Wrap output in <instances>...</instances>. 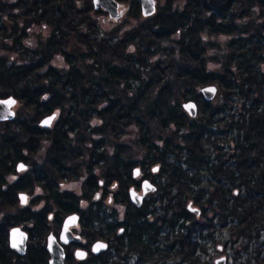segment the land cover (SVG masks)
<instances>
[{
    "label": "trees",
    "instance_id": "obj_1",
    "mask_svg": "<svg viewBox=\"0 0 264 264\" xmlns=\"http://www.w3.org/2000/svg\"><path fill=\"white\" fill-rule=\"evenodd\" d=\"M124 2L137 24L102 33L92 0H0V98L22 108L0 122V264H48L46 238L73 213L82 241L64 247V264H209L215 233L235 243L260 232L264 0H155L148 17ZM33 28L47 33L28 48ZM210 85L215 104L200 94ZM145 179L156 190L136 206L128 191ZM14 227L28 236L22 256ZM96 241L107 249L94 255Z\"/></svg>",
    "mask_w": 264,
    "mask_h": 264
},
{
    "label": "water",
    "instance_id": "obj_2",
    "mask_svg": "<svg viewBox=\"0 0 264 264\" xmlns=\"http://www.w3.org/2000/svg\"><path fill=\"white\" fill-rule=\"evenodd\" d=\"M133 1H136L140 4L141 14L143 17H148V16H151L152 14H154L155 7H156L155 0H133ZM92 6L95 10H102V11L107 12L108 17L111 19H116L117 17H119L122 14V10L118 11V9L120 7H119V3L116 0H92ZM210 89H214V91H210ZM200 94L203 96V98L205 100H207V101L212 100L216 94V87L212 86V85L205 86V87L200 89ZM9 98L15 100V103L11 104V105L0 103V122L10 121L14 118V115H15L14 108L17 104L16 99L13 98L12 96H9L6 98H0V101L7 100ZM186 109L188 110V112H191V110H192L191 107H187ZM49 124H43L42 123V126L47 127ZM20 164L21 163H18L16 166L17 171H22L25 169V168L19 169L18 166ZM137 169L138 168L133 170L132 176L134 178L138 177L140 174V170H139V174H137V172H136ZM145 181H147V185H150L151 187L146 186L144 183ZM155 190H156V188L154 185H152L148 180H143L141 182V191L140 192H138L134 188H131L128 191L129 200L132 204L139 206L142 203L143 197L148 193L154 192ZM133 193H135V196L133 195ZM20 196L21 195H19V199H20ZM24 196H26V195L24 194ZM20 204L25 205V203H21V200H20ZM188 209H191V207H189V205H188ZM191 211H193V210L191 209ZM193 212H195L196 215L199 214L198 210L193 211ZM70 217H76V219L73 221V220L69 219ZM78 219H79V216L75 213L68 215L63 220L61 230H60L58 237H56L52 233L47 236V238H46V250L49 254L48 264H64V262H65V251H64L63 246L68 245L71 242H75V243L80 242L81 237L79 235L74 236L73 232L70 230V227H74L78 224ZM13 229H18L19 231L14 233ZM61 237H66L67 242H65V239H62ZM27 239H28L27 233L21 227L12 228L9 231V237H8L10 249L15 251L17 254H19L21 256L24 255L25 251H26ZM98 242L107 245V243H105L103 241L95 242L91 247V253L94 255H97V254H99V253H101L107 249V247H106V248H101L99 251H93V247L95 245H97ZM13 243L16 244V247H13ZM77 251H82V250L78 249L74 252L75 259L79 260V261L84 260L87 256V253L85 251H82V252H85L86 255L83 258H80V257L76 256ZM224 263H225L224 257L215 260V264H224Z\"/></svg>",
    "mask_w": 264,
    "mask_h": 264
},
{
    "label": "rangeland",
    "instance_id": "obj_3",
    "mask_svg": "<svg viewBox=\"0 0 264 264\" xmlns=\"http://www.w3.org/2000/svg\"><path fill=\"white\" fill-rule=\"evenodd\" d=\"M118 2L122 5L118 9V11L122 10V14L116 19L109 18L107 12L102 10L101 11L103 13H98L97 15H94L93 18L100 32L109 33L113 31L115 27H119L121 31L129 30L137 24L136 19L130 18L128 16L126 5L127 3L124 2V0H119ZM46 33L47 32L45 29L33 28L28 32L29 37L24 39L23 43L26 47L32 48L36 41L37 34L45 36ZM9 48V42L0 41V57L8 58L10 56ZM215 52V50L211 51V53ZM222 52H224V49H222ZM15 56L16 55H13L11 59H14ZM54 64L58 65V61H55ZM209 68L212 69L213 67L210 65ZM219 98L220 96L216 94L213 97L212 102L215 104V102L219 100ZM20 107L21 106L19 103L16 104L14 108L15 115L21 112L22 108ZM22 171H17L15 168V174H11L10 177H17ZM63 188L69 191H73L76 194L79 193V183L68 182L64 184ZM113 209L116 210L119 215H123V206L110 203L109 210L112 211ZM257 254L264 255V223L260 229V232H258L257 238L253 240H237L235 243H233L226 231L223 230L222 233H215L213 241H211L208 246L207 255H205V260L209 262V264H215V260L224 257L226 259L224 264H253L251 260L255 261L254 256H256Z\"/></svg>",
    "mask_w": 264,
    "mask_h": 264
},
{
    "label": "snow or ice",
    "instance_id": "obj_4",
    "mask_svg": "<svg viewBox=\"0 0 264 264\" xmlns=\"http://www.w3.org/2000/svg\"><path fill=\"white\" fill-rule=\"evenodd\" d=\"M210 91H214V89H210ZM0 103L11 105V104L15 103V100L9 98L7 100L0 101ZM185 107H195V105H185ZM53 118H54V116L49 117L48 119L44 120L42 123L43 124H49ZM18 167H19V169H24L26 167V165L21 163ZM156 170L157 169H153V171H156ZM136 172H137V174H139V169H137ZM100 183L103 184V181H101ZM144 183H145L146 186L151 187L150 185H147V181H145ZM113 187H115V185H113ZM133 195L135 196V193H133ZM99 196H100V193H97V198H99ZM20 200H21V203H25V204L27 203V197L24 196L23 193H21ZM189 207H191V206L189 205ZM192 210L196 211V209H192ZM69 219L74 221L76 219V217H70ZM17 231H19V230L18 229H13L14 233L17 232ZM121 231H123V229H121ZM61 238L65 239V242H67L66 237H61ZM13 247H16L15 243H13ZM106 247H107V245L98 242L97 245H95L93 247V251H99L101 248H106ZM85 255H86L85 252H82V251H77L76 252V256L77 257L83 258Z\"/></svg>",
    "mask_w": 264,
    "mask_h": 264
},
{
    "label": "flooded vegetation",
    "instance_id": "obj_5",
    "mask_svg": "<svg viewBox=\"0 0 264 264\" xmlns=\"http://www.w3.org/2000/svg\"><path fill=\"white\" fill-rule=\"evenodd\" d=\"M119 3V2H118ZM122 5L119 3V7H121ZM152 172L155 174L156 172H154L153 170H152ZM141 175H142V172L140 171V174H139V176L138 177H141ZM145 180H147V179H145ZM143 181V180H142ZM141 181V182H142ZM151 183V182H150ZM138 192H140L141 191V183H140V188L137 190ZM151 193H148V194H146L144 197H143V200L144 199H148L149 198V195H150ZM142 200V201H143ZM109 202H110V200H109ZM74 214V213H73ZM75 214H77V213H75ZM78 215V214H77ZM65 219V218H64ZM63 223V222H62ZM61 226H62V224H61ZM78 229H79V231H78ZM60 230H61V227H60ZM70 230L73 232V235L74 236H76V235H79L80 237H81V235H80V224H79V219H78V224L76 225V226H74V227H70ZM59 233H60V231H59ZM59 235V234H58ZM58 237V236H57ZM82 241V237H81V239H80V242ZM79 242V243H80ZM97 242V241H96ZM71 243H75V242H71ZM71 243H69V244H71ZM78 243V244H79ZM68 244V245H69ZM94 244V243H93ZM92 244V245H93ZM68 245H65V246H68ZM92 245H91V247H92ZM65 246H63V247H65ZM78 249H80V250H82V251H85L86 253H87V251L85 250V249H82V248H80V247H76L75 249H74V251H73V255H74V252L76 251V250H78ZM90 252H91V248H90ZM87 257V256H86ZM75 258V257H74ZM79 261V260H78Z\"/></svg>",
    "mask_w": 264,
    "mask_h": 264
}]
</instances>
